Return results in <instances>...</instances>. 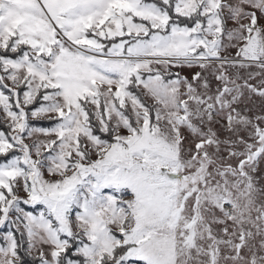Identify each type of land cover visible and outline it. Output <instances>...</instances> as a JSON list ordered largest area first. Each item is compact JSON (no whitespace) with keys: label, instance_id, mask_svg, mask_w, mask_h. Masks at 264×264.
Returning <instances> with one entry per match:
<instances>
[{"label":"snow or ice","instance_id":"snow-or-ice-1","mask_svg":"<svg viewBox=\"0 0 264 264\" xmlns=\"http://www.w3.org/2000/svg\"><path fill=\"white\" fill-rule=\"evenodd\" d=\"M0 229V264H264V0H0Z\"/></svg>","mask_w":264,"mask_h":264},{"label":"rangeland","instance_id":"rangeland-1","mask_svg":"<svg viewBox=\"0 0 264 264\" xmlns=\"http://www.w3.org/2000/svg\"><path fill=\"white\" fill-rule=\"evenodd\" d=\"M233 26L234 25L232 24V22H229V27H233ZM235 51H236V49H231V52H232L233 55L235 54ZM196 70H198V69H196ZM174 71L181 72V75H187V74H189V71L190 70H188V69H183V70H181V69H174ZM252 71H254V72L255 71H258V69L253 68ZM243 74L246 75V73H243ZM258 80H259V77H257L255 80H252L251 83H257ZM254 99L256 100V105H257V110H258V107H259V98H255L254 97ZM34 123L36 124V126H43V127H51V126H54V121H50V123L48 125H42V124L47 123V121H44L43 123H41V122H34ZM3 231H4V229H0V233H2Z\"/></svg>","mask_w":264,"mask_h":264},{"label":"trees","instance_id":"trees-1","mask_svg":"<svg viewBox=\"0 0 264 264\" xmlns=\"http://www.w3.org/2000/svg\"><path fill=\"white\" fill-rule=\"evenodd\" d=\"M44 121H47V123L42 124V125H48L50 123L49 120H41V121H35V122H41V123H43ZM25 264H31V258L30 257H25Z\"/></svg>","mask_w":264,"mask_h":264}]
</instances>
